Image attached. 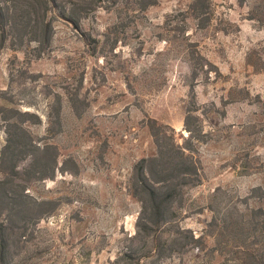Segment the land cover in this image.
<instances>
[{
  "label": "rangeland",
  "instance_id": "rangeland-1",
  "mask_svg": "<svg viewBox=\"0 0 264 264\" xmlns=\"http://www.w3.org/2000/svg\"><path fill=\"white\" fill-rule=\"evenodd\" d=\"M211 1L206 27L187 19L188 38L196 44L190 52L176 30L182 22L178 11L190 0H157L136 26L119 32L109 29L114 9L98 8L81 22V30L100 40L95 55L62 19L54 21L41 57L28 58L25 46L2 50L0 106L36 113L39 122L27 123L29 129L57 151L53 176L31 188L58 203L36 223L33 264H108L130 242L141 207L128 188L132 167L157 152L148 120L166 125V133L182 142L190 66L198 54L217 73L207 79L198 69L201 181L185 193L180 224L195 236L206 235L216 188L235 199L264 186V70L255 71L246 60L249 50L264 45V25L248 18L256 0ZM2 122L0 117V147ZM206 241L211 244L212 237ZM204 260L202 252L189 250L161 264Z\"/></svg>",
  "mask_w": 264,
  "mask_h": 264
},
{
  "label": "trees",
  "instance_id": "trees-1",
  "mask_svg": "<svg viewBox=\"0 0 264 264\" xmlns=\"http://www.w3.org/2000/svg\"><path fill=\"white\" fill-rule=\"evenodd\" d=\"M156 2L0 0V54L9 44L14 49L25 46L26 56L30 53V57H41L51 44L54 21L62 19L80 32L89 54L95 55L100 40L81 30L83 20L98 8L114 9L116 20L109 29L119 32L122 27L136 26L145 11ZM178 14L182 15V22L176 30L190 52L196 44L188 38L187 19L195 20L197 28L206 27L212 18V1L190 0L186 9L179 10ZM248 18L264 25V0H256L248 11ZM246 60L255 71H263L264 45L249 50ZM190 67L184 116V129L188 133L182 142H178L173 134L166 133V125L157 124L154 118L148 120L157 152L141 157L133 164L128 186L130 194L141 204L137 231L108 264H161L174 252L189 250L203 253L205 260L200 264H264L263 185L253 186L235 199L216 188L212 193L216 201L207 206L212 215L206 224V235L195 236L190 228L180 224L179 209L185 193L201 181L197 145L204 141V133L197 115L195 84L198 69L207 79L212 71L217 73L213 70L215 65L201 54ZM261 104L264 116V98ZM0 115L5 135L0 147V264H33L38 250L36 223L51 215L58 203L47 196H36L31 193V188L53 176L57 164L56 146L37 141L29 129L27 123L39 122L36 113L2 105ZM207 236L212 237L211 244L207 243Z\"/></svg>",
  "mask_w": 264,
  "mask_h": 264
}]
</instances>
